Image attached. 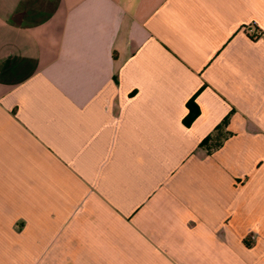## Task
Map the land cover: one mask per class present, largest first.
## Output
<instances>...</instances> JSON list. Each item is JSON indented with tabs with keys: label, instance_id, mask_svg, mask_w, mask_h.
I'll use <instances>...</instances> for the list:
<instances>
[{
	"label": "crops",
	"instance_id": "crops-1",
	"mask_svg": "<svg viewBox=\"0 0 264 264\" xmlns=\"http://www.w3.org/2000/svg\"><path fill=\"white\" fill-rule=\"evenodd\" d=\"M0 264H264V0H0Z\"/></svg>",
	"mask_w": 264,
	"mask_h": 264
},
{
	"label": "trees",
	"instance_id": "trees-1",
	"mask_svg": "<svg viewBox=\"0 0 264 264\" xmlns=\"http://www.w3.org/2000/svg\"><path fill=\"white\" fill-rule=\"evenodd\" d=\"M186 107H187L188 112L186 116L183 118V124L186 126H189L199 114V107L195 102V96L191 97L187 101ZM226 121H227V117L224 118L223 121L215 128V130L219 132L217 135H214V134L211 136L209 135L200 142V146L201 147L205 146L207 149V152H209L210 150L214 149L215 147L221 144L223 138L225 137V134L222 136V129L226 125Z\"/></svg>",
	"mask_w": 264,
	"mask_h": 264
},
{
	"label": "built area",
	"instance_id": "built-area-1",
	"mask_svg": "<svg viewBox=\"0 0 264 264\" xmlns=\"http://www.w3.org/2000/svg\"><path fill=\"white\" fill-rule=\"evenodd\" d=\"M255 37V36H254Z\"/></svg>",
	"mask_w": 264,
	"mask_h": 264
}]
</instances>
